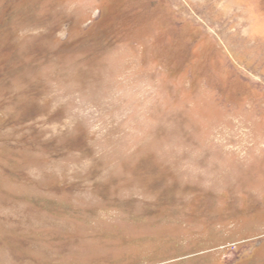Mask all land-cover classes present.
<instances>
[{"label":"rangeland","instance_id":"1","mask_svg":"<svg viewBox=\"0 0 264 264\" xmlns=\"http://www.w3.org/2000/svg\"><path fill=\"white\" fill-rule=\"evenodd\" d=\"M0 264H264V0H0Z\"/></svg>","mask_w":264,"mask_h":264}]
</instances>
